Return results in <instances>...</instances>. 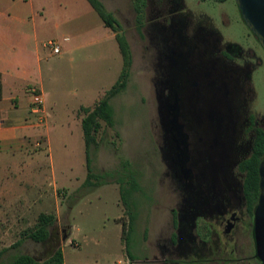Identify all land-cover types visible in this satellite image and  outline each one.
Returning <instances> with one entry per match:
<instances>
[{
  "label": "rangeland",
  "instance_id": "obj_1",
  "mask_svg": "<svg viewBox=\"0 0 264 264\" xmlns=\"http://www.w3.org/2000/svg\"><path fill=\"white\" fill-rule=\"evenodd\" d=\"M99 2L119 22L132 62L126 89L110 100L114 127L102 123L97 144L89 149L95 178L85 183V145L76 120V116L81 119V114L77 110L75 116V108L80 104L94 106L103 97L116 81L122 59L113 32L101 21L94 45L88 44V40L79 44L71 40L67 43L71 51L51 56L50 48L44 46L46 41H59L61 48L62 38L68 36L66 25L60 22L56 29L52 24L46 31H38V60L33 64L35 78H41V90L45 92L46 114L42 118L45 124L42 131L27 135L29 162L22 159L21 173L11 168L7 171L10 165L5 164L11 159H0V247L12 245L2 250L0 264H9L21 254L43 260L60 246L64 264H163L150 260L162 259L158 244L172 231L170 210L183 201V192L169 169L174 143L165 132L162 119L167 113L160 107L155 91L156 47L148 38H142V29L137 31L133 0ZM184 3L193 16L206 15L224 42L236 43L245 53L254 55L248 60L253 66L258 104H264V49L240 20L235 2L184 0ZM15 4L23 7L19 0ZM221 12L229 21L225 27L218 21ZM63 14L56 15L57 19H62ZM21 32L32 35L26 28ZM29 40L28 53L34 52V39L29 36ZM20 88L15 83L14 89ZM6 107L5 102L0 104L4 112ZM18 114L22 117L24 110L20 109ZM25 125L35 127L39 123L28 117ZM188 128L184 133L192 155L195 133ZM123 162L130 165L126 181ZM130 177H135L136 187ZM122 201L128 202V212ZM40 214L57 217L49 228V238L41 243L23 238L19 245H13L22 232L35 225ZM130 214L133 220L129 223ZM122 222L129 228L125 236ZM68 224L73 226L71 235ZM125 245L132 259L127 257Z\"/></svg>",
  "mask_w": 264,
  "mask_h": 264
},
{
  "label": "flooded vegetation",
  "instance_id": "obj_2",
  "mask_svg": "<svg viewBox=\"0 0 264 264\" xmlns=\"http://www.w3.org/2000/svg\"><path fill=\"white\" fill-rule=\"evenodd\" d=\"M218 21L229 24L224 12ZM141 29L156 47L155 91L174 143L169 169L183 192L170 210L172 231L158 244L162 259L150 261L261 264L253 236L259 175L258 192L249 193L244 166L264 131V104H258L248 60L254 55L224 42L213 22L193 16L184 0H144ZM187 126L195 133L192 155Z\"/></svg>",
  "mask_w": 264,
  "mask_h": 264
},
{
  "label": "crops",
  "instance_id": "obj_3",
  "mask_svg": "<svg viewBox=\"0 0 264 264\" xmlns=\"http://www.w3.org/2000/svg\"><path fill=\"white\" fill-rule=\"evenodd\" d=\"M85 1L19 0L20 4L23 5V7H19L16 6L15 0H0V104L2 102L7 104L5 112L0 110V116L4 117V119L0 118V159H11L10 162L5 164L6 167L10 165L7 167V171H10L9 168H11L14 172L18 174L19 172L21 173L20 164L22 159L26 158L29 162V158L26 156L27 152H30V141L27 140V135L33 134L35 130L42 131L41 127L45 124V121H39L37 115L31 111L32 96L29 91L34 84L37 85L44 104L45 92L41 90V78H35L33 69L34 60L35 62L38 60L37 44L40 42V40L37 42L36 39L38 31H46L52 24L53 28L58 29L60 22L66 25L68 36L62 38L61 43L63 46L61 47V52H69L72 50L70 46L67 45L71 40L75 42V44L88 40V44L94 45L95 40L93 39L97 33V28L99 26L98 22H100L101 19L99 17L98 19L95 18L93 13L95 11L88 2L86 1V3ZM75 7L78 10L75 9ZM61 12L64 13L63 18L57 19L56 15ZM23 28L29 29L32 35L29 33L22 34L21 29ZM29 36L34 39V52L30 53L26 50V45L30 41ZM64 39L66 40L64 41ZM48 41H50V39L46 42ZM64 44L66 45L64 46ZM50 55L52 56L53 54L51 53ZM15 83L18 84V87H21L20 90L14 89ZM79 107L93 106L84 104L76 106L75 116ZM45 108L43 107L44 114H46ZM20 109L24 110L22 117L18 114ZM28 117L37 121L39 126L34 127L25 125V121ZM76 120L80 126L81 119H78L76 116ZM46 132L48 133V128ZM27 161L26 163H28ZM4 171L7 172L6 170ZM55 218L57 220V217ZM67 228L69 235H71L73 226L68 224ZM11 246L12 245H3L0 247V253L2 254L5 248ZM57 248H60L62 252L61 246ZM54 252L55 251H53L52 254ZM13 259L14 258L10 260L9 264H11ZM36 260L39 262L43 261ZM62 264H64L63 254Z\"/></svg>",
  "mask_w": 264,
  "mask_h": 264
},
{
  "label": "trees",
  "instance_id": "obj_4",
  "mask_svg": "<svg viewBox=\"0 0 264 264\" xmlns=\"http://www.w3.org/2000/svg\"><path fill=\"white\" fill-rule=\"evenodd\" d=\"M92 9L96 12L98 17L101 19L103 25L110 29L118 45V50L122 59V67L120 73L114 82V84L105 91L103 97L93 106V107H79L78 113L81 114L80 127L82 130L83 141L85 145V169H86V179L85 183H90L92 179L95 178L91 162L89 158V149L97 144V135L100 132L101 124L104 123L107 127L113 128V118L112 110L110 107V100L123 92L126 89L130 67H131V53L128 43L124 34L121 31V26L117 19L108 13L99 0H86ZM133 8L135 13L134 22L139 32L143 20V8L144 0H133ZM264 156V131H258L256 136V141L254 144V149L251 157L244 163L245 169L247 171V191L258 192V164ZM128 162L122 163V169L124 172L123 181L127 179L128 173ZM134 180V181H133ZM133 181V187L137 186L135 177H130V182ZM119 191L121 200H123V192L121 191V180L118 181ZM123 206L128 212L129 204L127 201H122ZM133 220L130 214L129 223ZM56 218L51 214H40L37 218L35 225L24 232L21 233L20 240L15 244L16 246L20 244L21 239L28 238L34 242H44L50 236L49 228L52 227ZM125 222H122V235L125 236L129 232V228L125 227ZM127 229V230H126ZM127 233V234H125ZM127 236L125 237V239ZM125 251L127 257L132 259L125 245ZM1 254V253H0ZM11 264H62V252L60 248H57L55 252L46 260L37 261L29 255H20L13 259Z\"/></svg>",
  "mask_w": 264,
  "mask_h": 264
},
{
  "label": "water",
  "instance_id": "obj_5",
  "mask_svg": "<svg viewBox=\"0 0 264 264\" xmlns=\"http://www.w3.org/2000/svg\"><path fill=\"white\" fill-rule=\"evenodd\" d=\"M242 19L264 49V0H234ZM185 152L182 153V155ZM259 196L254 210L253 236L256 256L264 264V158L258 165Z\"/></svg>",
  "mask_w": 264,
  "mask_h": 264
},
{
  "label": "built area",
  "instance_id": "obj_6",
  "mask_svg": "<svg viewBox=\"0 0 264 264\" xmlns=\"http://www.w3.org/2000/svg\"><path fill=\"white\" fill-rule=\"evenodd\" d=\"M66 39H64L65 41ZM59 41H48L44 45L45 47H49L50 51L53 55H59L61 52V48L59 45ZM32 96V113L37 115L39 121H43L44 110H43V98L40 93V90L36 87H31L29 89Z\"/></svg>",
  "mask_w": 264,
  "mask_h": 264
}]
</instances>
